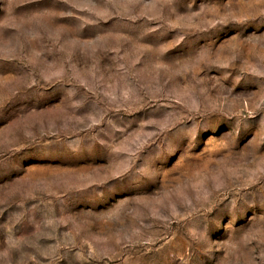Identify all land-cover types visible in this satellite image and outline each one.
<instances>
[{
	"label": "rangeland",
	"instance_id": "374dc122",
	"mask_svg": "<svg viewBox=\"0 0 264 264\" xmlns=\"http://www.w3.org/2000/svg\"><path fill=\"white\" fill-rule=\"evenodd\" d=\"M0 264H264V0H0Z\"/></svg>",
	"mask_w": 264,
	"mask_h": 264
}]
</instances>
